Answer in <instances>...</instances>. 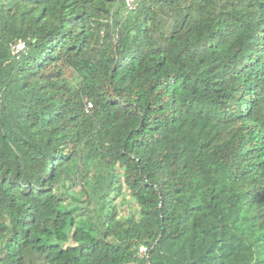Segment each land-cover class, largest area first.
I'll list each match as a JSON object with an SVG mask.
<instances>
[{"label": "trees", "instance_id": "obj_1", "mask_svg": "<svg viewBox=\"0 0 264 264\" xmlns=\"http://www.w3.org/2000/svg\"><path fill=\"white\" fill-rule=\"evenodd\" d=\"M0 264H264V0H0Z\"/></svg>", "mask_w": 264, "mask_h": 264}, {"label": "rangeland", "instance_id": "obj_2", "mask_svg": "<svg viewBox=\"0 0 264 264\" xmlns=\"http://www.w3.org/2000/svg\"><path fill=\"white\" fill-rule=\"evenodd\" d=\"M132 41H136L138 31H133ZM92 178L89 185L86 186L87 195L85 192L81 193V210L79 211L80 217H90L93 221L99 222L107 212V205L105 204V197L108 191V178ZM80 186L74 189L76 192ZM108 200L111 199L116 204L118 216L126 215L132 212L137 214L138 206L135 201L129 196L128 191L123 188L119 196L114 197L112 193L108 195ZM113 197V198H111Z\"/></svg>", "mask_w": 264, "mask_h": 264}, {"label": "built area", "instance_id": "obj_3", "mask_svg": "<svg viewBox=\"0 0 264 264\" xmlns=\"http://www.w3.org/2000/svg\"><path fill=\"white\" fill-rule=\"evenodd\" d=\"M125 1V4H126V7L128 9H132L134 8L135 6V1L136 0H124ZM23 42H19L17 45H15V49H22L23 48ZM91 107V104L88 102L85 109L88 111V109ZM145 251V248L144 247H140V252L143 253Z\"/></svg>", "mask_w": 264, "mask_h": 264}]
</instances>
